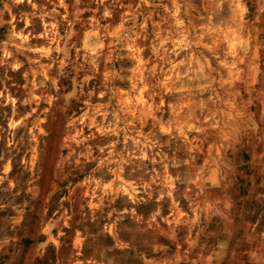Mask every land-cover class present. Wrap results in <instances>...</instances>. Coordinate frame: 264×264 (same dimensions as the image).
<instances>
[{"label": "rangeland", "instance_id": "obj_1", "mask_svg": "<svg viewBox=\"0 0 264 264\" xmlns=\"http://www.w3.org/2000/svg\"><path fill=\"white\" fill-rule=\"evenodd\" d=\"M0 264H264V0H0Z\"/></svg>", "mask_w": 264, "mask_h": 264}]
</instances>
